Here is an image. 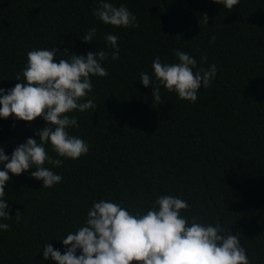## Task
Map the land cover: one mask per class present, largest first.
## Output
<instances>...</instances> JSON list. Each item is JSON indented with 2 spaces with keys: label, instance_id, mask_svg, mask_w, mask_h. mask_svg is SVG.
<instances>
[{
  "label": "trees",
  "instance_id": "16d2710c",
  "mask_svg": "<svg viewBox=\"0 0 264 264\" xmlns=\"http://www.w3.org/2000/svg\"><path fill=\"white\" fill-rule=\"evenodd\" d=\"M109 2L126 5L138 26L98 21L92 15L98 0H0L4 89L17 83L34 48L109 53L102 65L108 76L91 77L93 89L84 98L94 96L96 107L70 114L79 126L69 133L85 140L89 152L64 159L46 146L63 160L61 167L45 164L62 176L52 188L29 172L10 174L5 191L13 218L0 231V264H53L42 261L44 243L63 251L56 239L80 227L94 201L122 202L136 213L161 195L187 201L181 215L188 219L237 233L251 264H264V0H240L231 11L212 0ZM204 14L208 24L199 23ZM90 28L97 30L94 42L82 43L78 37ZM107 33L118 36L117 60ZM177 50L193 56L198 68L215 64L216 78L194 103L162 86L154 102L140 73L151 74L156 57L176 62ZM61 58L67 54L58 53ZM44 126L40 117L30 123L0 119V147L11 155L26 138L38 139L35 132Z\"/></svg>",
  "mask_w": 264,
  "mask_h": 264
},
{
  "label": "clouds",
  "instance_id": "9594fccd",
  "mask_svg": "<svg viewBox=\"0 0 264 264\" xmlns=\"http://www.w3.org/2000/svg\"><path fill=\"white\" fill-rule=\"evenodd\" d=\"M240 0H212L229 11ZM92 15L105 25L114 28L137 27L138 21L126 5L115 6L109 0H98ZM204 14L199 23L208 24ZM96 28L87 30L82 43L94 42ZM106 44L113 51L111 59H119L118 36L107 33ZM215 37L210 38V43ZM67 54V59H56ZM25 67L16 74L14 87H0V119L32 122L37 117L46 126L35 132L38 139L26 138L18 144L11 155L0 147V231H7L9 224L3 222L10 215L6 185L10 174L19 176L29 172L30 177L42 181L43 188H52L62 181V176L51 168L61 167L62 159L75 160L89 152L88 143L70 135L69 129L78 127L73 112H84L96 107L92 92L91 77H106L103 63L109 53L99 49L86 54H69L58 48H34L27 52ZM176 62L169 63L156 57L152 61V72L140 73V84L152 89L154 102H160L161 86L179 99L196 102L201 88L208 89L216 78L215 64L207 69L197 67V60L186 52H175ZM202 57L201 60H205ZM154 78V79H153ZM32 169H35L34 171ZM189 204L179 196L161 195L146 212L132 213L123 203L101 199L94 201L88 209L82 225L59 240L63 251L55 249L49 242L42 248V261L53 264H251L239 235L226 231L219 223L199 222L198 217L181 215ZM20 213L15 218L19 220Z\"/></svg>",
  "mask_w": 264,
  "mask_h": 264
}]
</instances>
